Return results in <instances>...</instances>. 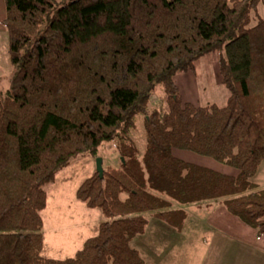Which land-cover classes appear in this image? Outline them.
I'll return each mask as SVG.
<instances>
[{"label": "trees", "instance_id": "trees-1", "mask_svg": "<svg viewBox=\"0 0 264 264\" xmlns=\"http://www.w3.org/2000/svg\"><path fill=\"white\" fill-rule=\"evenodd\" d=\"M13 68L0 94V264H144L132 241L146 213L179 229L185 208L222 202L264 235V0H3ZM221 54L223 107L185 101L174 81ZM161 87L160 110L151 99ZM144 120L139 160L126 140ZM120 141L124 169L103 167L75 198L105 219L72 257L43 256L45 186L79 156ZM200 156L209 165L178 156ZM215 163V164H214ZM176 206V208H175Z\"/></svg>", "mask_w": 264, "mask_h": 264}, {"label": "crops", "instance_id": "crops-1", "mask_svg": "<svg viewBox=\"0 0 264 264\" xmlns=\"http://www.w3.org/2000/svg\"><path fill=\"white\" fill-rule=\"evenodd\" d=\"M3 18L4 5L3 0H0V45L2 50L5 45L7 60H4L10 64L8 43L6 44L7 40L3 39ZM256 186L258 187L257 184ZM216 203L218 206L213 209L215 212L207 213V215H212L210 219L202 222L192 219L189 211L192 210L191 206L186 207L187 216L179 229L166 226L163 224L164 222L150 216L147 219L144 233L138 238L143 240L149 227L153 226L156 239L143 245H140L139 241L138 246H136L137 241H134V249L138 251L144 264L174 263V260L179 256L180 259L183 257L188 259L191 257V249L199 238L203 243L202 249H204L203 254L195 253L198 257L196 263L199 264H249L254 258L255 252H264V235L258 238L253 230L230 215L224 206H221V203ZM92 212L96 211L87 209L76 199L70 203L66 212L59 213L52 209L45 211L44 214L42 212L44 257L60 259L61 254L70 252L75 254L82 248L85 240L96 236L97 229L104 219L100 218L98 213ZM64 216L69 219L68 222L62 221ZM189 216L195 222L189 223L186 220ZM198 225L201 226V231Z\"/></svg>", "mask_w": 264, "mask_h": 264}, {"label": "rangeland", "instance_id": "rangeland-1", "mask_svg": "<svg viewBox=\"0 0 264 264\" xmlns=\"http://www.w3.org/2000/svg\"><path fill=\"white\" fill-rule=\"evenodd\" d=\"M261 18L264 19V8L262 5H259L257 11L252 13V19L249 25L252 26ZM3 37V39L7 40L5 32ZM7 43L8 42L6 41V44ZM220 56L221 54L219 53H211L209 55H205L200 58L195 64L194 72L179 73L174 77V80L179 87L181 96L185 101L194 104L195 106L201 107L207 105H215L218 107L225 106L229 95L226 88L220 83V77L218 74V63ZM4 59L7 60L6 47L4 45L2 50V46L0 45V94H4L7 91V89L9 88L10 80L13 75L12 66L8 64V62ZM164 99L165 94L162 92L161 87H158L154 96L151 99V108L155 110H160ZM126 143L127 145H132L135 148L137 158L140 160L146 149L144 120L142 117L137 116L135 118L134 127L130 131ZM178 156L183 160L191 161L195 164L206 166L209 165L208 161L205 158L194 154L179 152ZM98 158L102 160V166L118 170L124 169V159L121 157L120 141L118 139L103 143L98 149V156L95 158H92L87 155L77 157L70 163L68 167L64 168L56 175L55 181L53 183L45 186V192L47 195V206L45 210H43V214L45 211H48L50 209L59 213L67 211V207L70 206V203L73 202L74 199H76V188L85 179L91 177L96 172V159ZM251 181L257 184L259 188L264 189V161L258 167V170ZM219 203L222 204V202ZM197 205L203 204L191 205L190 209L192 210L189 211L191 212V216L193 217L192 219H195L198 222L210 219L212 215H207V213L215 212L213 209L218 206L216 202H211L203 206ZM221 206H223V204ZM95 211L96 212L92 213H98L100 218H103L99 210ZM145 217L149 219L150 214L146 213ZM68 220L69 219L67 217H62V221L68 222ZM186 220L189 223L195 222V220L190 219V216ZM184 221L185 219L183 220V222ZM163 224L167 226L166 223ZM198 226L201 231V226ZM152 227L153 226L149 227L148 232L143 240H140L141 238L139 239V236H137L132 241L131 247H135L134 241H137V243L135 242L136 246H138L137 244L139 243V241L140 245H143L148 242H153L156 239V232L153 230ZM202 244L203 243L199 238L194 244L193 249H191L190 258L187 259L183 257L180 259L179 256L174 260V263L165 264H199L196 263L198 257L195 253L203 254L204 249H202ZM182 248L185 249L184 246H182ZM44 254L45 251L43 249V256ZM73 255L74 254L72 252H70L69 254H61V256L64 257L60 256V259L69 258ZM249 264H264V252H255L254 258L249 262Z\"/></svg>", "mask_w": 264, "mask_h": 264}, {"label": "water", "instance_id": "water-1", "mask_svg": "<svg viewBox=\"0 0 264 264\" xmlns=\"http://www.w3.org/2000/svg\"><path fill=\"white\" fill-rule=\"evenodd\" d=\"M96 173L98 174L99 178L103 175V167H102V160L96 159Z\"/></svg>", "mask_w": 264, "mask_h": 264}]
</instances>
